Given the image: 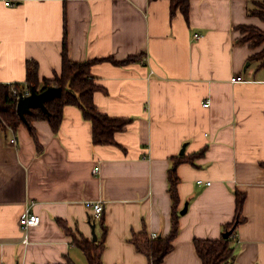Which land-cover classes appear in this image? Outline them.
I'll use <instances>...</instances> for the list:
<instances>
[{
  "label": "crops",
  "instance_id": "0c3cea01",
  "mask_svg": "<svg viewBox=\"0 0 264 264\" xmlns=\"http://www.w3.org/2000/svg\"><path fill=\"white\" fill-rule=\"evenodd\" d=\"M8 1L0 0V84H23L27 61L40 80L53 79L66 30L71 62L99 61L97 112L132 123L104 147L76 107L64 108L57 133L34 122L38 145L23 126L0 128V264H88L62 225L93 242L101 218L102 264H149L130 241L144 229L169 234L167 173L178 157L193 163L177 167L178 212L186 210L163 264H201L194 241L222 237L238 192L246 200L234 264H264V69L250 61L262 48L240 42V27L264 23L247 16L248 0H190L187 20L179 8L171 15V0ZM27 211L41 222L25 242Z\"/></svg>",
  "mask_w": 264,
  "mask_h": 264
},
{
  "label": "trees",
  "instance_id": "16d2710c",
  "mask_svg": "<svg viewBox=\"0 0 264 264\" xmlns=\"http://www.w3.org/2000/svg\"><path fill=\"white\" fill-rule=\"evenodd\" d=\"M190 0H171V15L177 8L180 9L185 20L188 19ZM247 16L258 19L264 23V0H248ZM242 34L246 35L240 42L248 44L252 49L262 50L253 55L250 61L258 63V67L264 69V30L261 31L255 27H240ZM61 66L60 73L55 74L53 79H39V69L34 61H27L25 65L26 78L23 84L2 85L0 84V128L18 130L19 127H25L34 142L37 143L34 122H44L49 124L53 133L59 131L64 116L63 110L66 107H76L82 114L86 122H90L92 127L91 142L94 146H117L114 136L124 132L130 120H114L106 115L97 112L94 105V94L100 91V87L91 77V67L99 61H86L85 63L71 62L67 54L66 30L63 35L61 48ZM34 88L36 93H42L48 88H60L61 95L58 98L48 100L45 107L49 115L42 114L38 109L31 110L29 115L25 116V123L22 122L16 113L18 97L26 91ZM39 150V147H37ZM198 154L194 157L201 156ZM172 165L167 173L169 184L168 194L172 202L170 232L165 237L150 239L147 229L133 236L130 241L137 253L148 259L149 264H163L165 257L172 252L173 242L179 234L178 212L180 198H178L179 180L177 167L182 163L192 165L191 158L178 157L172 159ZM264 170V163L260 165ZM235 216L231 223L224 225V234L230 233L227 239L222 237L218 240H195L194 248L201 264H234L236 256L234 255L235 232L239 224L243 222V205L246 197L241 193H235ZM102 230V236L96 242H89L81 236L77 237L64 224L63 230L71 238V243L78 247L84 254L88 264H102V255L105 250V239L107 230L104 226V220L101 218L98 222ZM66 264H73L67 260Z\"/></svg>",
  "mask_w": 264,
  "mask_h": 264
},
{
  "label": "water",
  "instance_id": "95a60500",
  "mask_svg": "<svg viewBox=\"0 0 264 264\" xmlns=\"http://www.w3.org/2000/svg\"><path fill=\"white\" fill-rule=\"evenodd\" d=\"M61 95V89L60 88H48L44 90L42 93H36L35 89L32 88L28 94V96H23L22 94L18 97L17 107H16V113L19 115L22 122L25 121V116L29 115L31 110L38 109L42 112V114L49 115L47 112V109L45 107V103L48 100H52L55 98H58ZM184 149H182V154ZM186 206L183 210L180 211V214H185ZM94 224L91 225V231H92V241L96 242L97 237L94 230ZM230 236V233H225L222 235L223 239H227Z\"/></svg>",
  "mask_w": 264,
  "mask_h": 264
},
{
  "label": "built area",
  "instance_id": "2783aa9c",
  "mask_svg": "<svg viewBox=\"0 0 264 264\" xmlns=\"http://www.w3.org/2000/svg\"><path fill=\"white\" fill-rule=\"evenodd\" d=\"M4 1V4L6 7H11L13 4L8 1V0H3ZM232 83H245V80L241 77H235L234 79H232L231 81ZM29 92H25L23 94V96H28ZM209 105V102L206 101V103L204 104V108H206L207 106ZM11 144H14V141H11ZM94 174H97L98 171L97 169H94ZM199 184H202L201 182H198ZM210 183H208L209 185ZM91 209H92V213L94 216V219L96 220H99L101 217H102V211H103V208H102V205L101 203H93L91 205ZM41 222V219L40 217H37L35 215H31L28 211L24 214V216L21 218L20 220V227H21V230L23 231V233H25V236H24V240L25 242L28 241V231L31 230L32 228L34 227H37ZM150 239H156L157 238V235L156 234H151L149 235Z\"/></svg>",
  "mask_w": 264,
  "mask_h": 264
}]
</instances>
